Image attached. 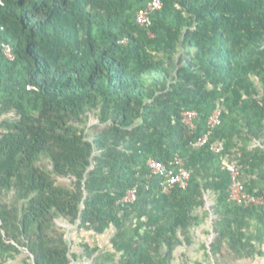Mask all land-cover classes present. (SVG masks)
<instances>
[{"label":"trees","instance_id":"trees-1","mask_svg":"<svg viewBox=\"0 0 264 264\" xmlns=\"http://www.w3.org/2000/svg\"><path fill=\"white\" fill-rule=\"evenodd\" d=\"M149 2L1 0L0 264H170L211 214L214 264H264V202L231 201L223 169L264 201V0H162L147 29ZM176 154L190 185L165 193L148 161Z\"/></svg>","mask_w":264,"mask_h":264},{"label":"built area","instance_id":"built-area-1","mask_svg":"<svg viewBox=\"0 0 264 264\" xmlns=\"http://www.w3.org/2000/svg\"><path fill=\"white\" fill-rule=\"evenodd\" d=\"M162 7V0H151V2L148 3V6L145 9L137 13V23L142 27L150 29V26L152 24V13L159 11L160 9H162ZM122 43L127 44L128 40L125 39L122 41ZM0 46H2V50L9 59H14L12 47L10 45L0 42ZM220 116V110L214 113L210 122L212 126H217L221 124ZM198 120L199 114L195 110L185 111L182 115V121L190 131L196 130V124ZM208 143L209 136L204 135L203 137L197 140L195 146L203 147L206 146ZM226 165L227 166H225L224 164L223 169H227L232 178V184L230 187V200L244 207H251L252 205H262L264 202L262 199L256 198L245 191L244 185L241 182V168L233 160L228 162V164ZM148 167L150 169L151 177H159L163 179L162 187L165 193H169L175 189L187 190L189 188L191 181V173L186 168L185 161L183 160L180 154H176L174 159L168 164L154 159H150L148 161ZM137 191L138 188L129 190L123 202L126 204H134L138 198Z\"/></svg>","mask_w":264,"mask_h":264},{"label":"rangeland","instance_id":"rangeland-1","mask_svg":"<svg viewBox=\"0 0 264 264\" xmlns=\"http://www.w3.org/2000/svg\"><path fill=\"white\" fill-rule=\"evenodd\" d=\"M98 121H96V119L95 118H93V117H91V125L92 124H94V123H97ZM258 145V144H257ZM51 168V167H50ZM60 181L62 182V183H64L65 185H67V186H72V180H70V179H64V178H61L60 179ZM7 200L10 202V201H12L13 200V194H10L9 195V197L7 198ZM207 207H211V204L208 202V204H207ZM210 210H211V208H210ZM213 215L211 214V217H210V220L208 221V225H207V228H208V233L209 234H207L206 232V234H204V235H206L205 237H204V241L203 242H205L206 243V245L209 247L210 246V244L212 243V241H213V239H214V234H213V228H212V222H213ZM57 223H58V225L60 226V227H62L63 229H65V231L67 232V236H68V240L71 242V240L72 241H74L77 245L80 243V242H85V241H94V240H86V236H85V233H81V232H78L77 230H76V226H72V225H70L69 223H67V222H65V221H63V220H58L57 221ZM202 237V236H201ZM102 241H103V243L104 244H108L109 243V237L107 238L106 236H104V238H102L101 239ZM101 243V242H100ZM200 243H201V240L199 239V240H197L196 241V243H195V247H196V250L200 247ZM25 252V251H24ZM191 253H193V255L195 256V257H197L198 255H201V252H199L198 250L197 251H195V249H192L191 250ZM200 253V254H199ZM26 256V254H24L23 253V256H20V257H18L17 258V261L15 262V263H13V264H24V259L26 258L25 257ZM210 259V258H209ZM213 259V258H212ZM172 260H173V258L172 257H170V259H169V261H170V264H171V262H172ZM79 262H81V263H86V264H93V261H89V260H83V261H79ZM212 262V261H211ZM176 264H179V263H177L176 262ZM212 264H214V260H213V263ZM240 264H244V262H241Z\"/></svg>","mask_w":264,"mask_h":264},{"label":"crops","instance_id":"crops-1","mask_svg":"<svg viewBox=\"0 0 264 264\" xmlns=\"http://www.w3.org/2000/svg\"><path fill=\"white\" fill-rule=\"evenodd\" d=\"M209 203L212 205V201L208 198ZM209 208V207H208ZM210 209V208H209ZM208 230L207 226H202L201 227H197V229L194 231H192L193 235H195V240H201L200 246L202 245V243H204V237L206 235L205 232ZM202 236V237H201ZM199 252H201V255H198L197 257H195L193 255V253L191 254V256H187V253H189L187 251V247L184 246L183 248L177 247V250H174L173 252H171L170 257L173 258L172 262L173 264L179 263V264H212L213 263V259L210 257V259L206 256L205 251H203V249L201 247H199L197 249ZM195 248V251H197ZM186 257L184 258L182 255ZM200 254V253H199ZM212 261V262H211ZM171 262V264H172ZM250 264V263H248Z\"/></svg>","mask_w":264,"mask_h":264},{"label":"water","instance_id":"water-1","mask_svg":"<svg viewBox=\"0 0 264 264\" xmlns=\"http://www.w3.org/2000/svg\"><path fill=\"white\" fill-rule=\"evenodd\" d=\"M32 257V256H31ZM33 258V257H32ZM71 264H86V263H81L79 261H73ZM94 264V263H93Z\"/></svg>","mask_w":264,"mask_h":264},{"label":"clouds","instance_id":"clouds-1","mask_svg":"<svg viewBox=\"0 0 264 264\" xmlns=\"http://www.w3.org/2000/svg\"><path fill=\"white\" fill-rule=\"evenodd\" d=\"M0 3H1V0H0ZM1 42V41H0ZM1 43H3V42H1ZM5 44H7V43H5ZM7 45H9V44H7ZM11 46V45H10ZM1 48H2V46H0ZM12 47V46H11ZM12 52H13V48H12ZM5 54V53H4ZM13 55H14V52H13ZM7 57V56H6ZM8 58V57H7ZM14 59H15V55H14ZM10 60H13V59H10Z\"/></svg>","mask_w":264,"mask_h":264}]
</instances>
